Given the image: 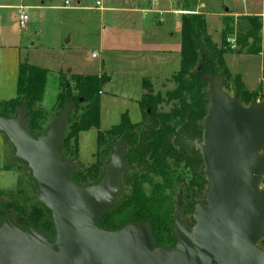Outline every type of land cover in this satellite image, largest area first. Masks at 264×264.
<instances>
[{
	"label": "rangeland",
	"instance_id": "1",
	"mask_svg": "<svg viewBox=\"0 0 264 264\" xmlns=\"http://www.w3.org/2000/svg\"><path fill=\"white\" fill-rule=\"evenodd\" d=\"M66 1L68 7L64 5ZM128 1L131 6L133 4L145 6L148 2L151 6L148 7L147 14H138L139 16L127 14L124 10L128 9L125 4ZM198 3L196 10L205 15L207 32L212 42L228 50L224 60L231 75L239 74L248 91L256 90L260 86L264 94L261 59V53L264 51V0H199ZM201 3L204 4L203 8L200 7ZM0 6V102L16 97L20 62L26 61L49 72L42 98L35 105L36 108L43 110L45 116L44 121L39 123L40 138L35 140L46 137L62 114L57 107H54L61 91L58 86L61 76L65 77V83H68L69 75L73 73L98 74L110 78V82L103 87L99 97V125L79 134L77 156H73L72 142L65 149L67 156L64 155V150L59 151L66 124L63 126L58 146L61 165L69 162L76 166V170L81 168L80 171L85 176V168L94 162L98 132L120 124L124 115L131 123L141 121L142 114L138 102L143 95L149 93L144 81L150 84L151 95L163 101L158 106L159 112L167 114L174 105L173 102L165 101V94L174 89L173 76L180 64V19L174 13L175 0H155V2L154 0H0ZM20 6L26 7L28 11V21L23 27L18 25L17 8ZM225 10L237 15L234 19L242 15L258 17L261 29L254 44L255 49L259 48L258 55L249 54V46L238 43L236 33L225 32L227 23H224V19L228 14ZM133 16L138 20L144 19L135 29L141 31L145 28L143 32L150 33L149 41L140 40L138 35L131 34L127 29L126 23ZM233 22L241 24L238 20ZM228 27L232 28L233 24H229ZM249 40L251 44L253 40ZM153 50H165L168 54L158 55ZM161 56L168 58L165 63ZM212 89L213 87L210 91ZM220 89L222 97L233 99L232 94L225 91L222 86ZM73 94L75 95L76 92L73 91ZM260 106L257 101L251 103L249 107L260 108ZM17 114L12 117L13 119L9 116L4 118L14 120ZM199 143L202 144V140ZM16 151L5 134L0 133V227L10 219L19 229L43 234L33 226H25L17 219V217L22 219V216L26 217L24 214L17 216L15 212L4 208L5 204L14 203L28 210L38 201L39 187L33 181L27 163L15 159ZM258 154L260 155L259 151ZM72 156L75 158L71 159ZM109 156L100 164V174L95 183L89 182L87 186H97L103 180L105 167L110 163ZM193 169L197 177H191L189 169L183 168L182 165L179 169H175L181 178L189 181V184L191 181L194 182L188 193L194 195L192 204L178 211L177 198L182 187L164 191V195H173L174 235L166 246L161 245L158 249L175 251L179 242L175 234L176 216L181 215L185 227L190 234H193L197 223L194 218L195 209L206 205L207 186L203 179H200L204 169L202 160L193 166ZM153 184L161 185L160 178L152 177L151 183L142 185L146 197L151 196ZM263 190L264 174L258 183L259 193ZM50 216L52 217V213ZM46 238L57 248L56 231L51 238ZM255 248L264 253V229Z\"/></svg>",
	"mask_w": 264,
	"mask_h": 264
},
{
	"label": "water",
	"instance_id": "2",
	"mask_svg": "<svg viewBox=\"0 0 264 264\" xmlns=\"http://www.w3.org/2000/svg\"><path fill=\"white\" fill-rule=\"evenodd\" d=\"M183 13V12H181ZM185 14V13H183ZM251 40H249V43ZM221 82H212L207 117L202 123L203 177L208 183L206 205L194 212L193 238L181 215L175 218V251L154 248L146 226L129 225L118 232L98 226L99 217L116 209L125 172L123 147L114 149L99 185L80 188L72 181L75 165H61L59 139L68 118L67 107L46 137L33 139L25 128L24 109L14 120L0 119V133L16 148V160L27 163L39 187L38 201L52 213L56 245L37 231L19 229L8 219L0 227V264H264L255 248L264 229V106L243 107L222 97Z\"/></svg>",
	"mask_w": 264,
	"mask_h": 264
},
{
	"label": "trees",
	"instance_id": "3",
	"mask_svg": "<svg viewBox=\"0 0 264 264\" xmlns=\"http://www.w3.org/2000/svg\"><path fill=\"white\" fill-rule=\"evenodd\" d=\"M199 0H176L177 11L183 12L180 16V64L179 70L173 76L175 87L165 94L166 102H173L169 113L159 112V105L163 102L159 97L150 93V84L144 81L149 93L140 99L142 120L131 123L126 115L120 124L109 130L98 132L94 162L85 168L83 176L81 168L72 174V181L80 188H87L88 183H95L100 174V164L108 157L113 148L124 146L123 157L126 172L120 175V185L127 194L116 198L117 207L113 211L103 213L98 219V226L106 232H118L129 225L146 226L151 231L154 248L166 246L173 234V195H164L165 190L182 187L177 198V208H185L192 204L194 195H189V188L193 181H185L175 169L183 165L189 169L191 177H197L195 169L201 162L199 151L191 145L202 140V123L207 117L208 94L212 82L219 79L222 88L232 94L233 99L240 101L243 107L259 102L264 106L262 87L248 91L240 75L232 76L224 56L225 50L212 42L207 32L205 15L196 9ZM227 13H229L227 11ZM235 20L241 24H235ZM225 32L236 33L237 42L249 46L251 55H258L259 48L255 49L256 37L261 29L258 17L241 16L234 19L227 15ZM233 24V27H228ZM249 39L253 42L249 44ZM262 71L264 72V51L261 53ZM48 70L20 62L16 82V97L0 102V118L9 116L10 119L17 111L24 109L28 118L25 131L33 138H40L39 123L45 119L44 112L35 105L40 102L45 90ZM60 76V75H59ZM61 76L58 86L61 89L56 98L54 107L62 113L67 107L70 109L65 135L59 148L67 156L65 150L72 142L73 156H77L78 136L81 132L99 125L100 93L103 87L110 82L105 75H69L68 83ZM73 91L76 94H73ZM53 107V108H54ZM260 156L264 157V142L259 149ZM71 157L74 159L75 157ZM160 178V184L152 185L150 197L142 191V185L151 183V178ZM202 176H200V179ZM204 184L208 185L202 178ZM181 195V197H180ZM4 208L13 211L25 226H33L46 237L55 232L54 221L48 210L39 201L28 210L14 203H7ZM27 221V223H25Z\"/></svg>",
	"mask_w": 264,
	"mask_h": 264
},
{
	"label": "crops",
	"instance_id": "4",
	"mask_svg": "<svg viewBox=\"0 0 264 264\" xmlns=\"http://www.w3.org/2000/svg\"><path fill=\"white\" fill-rule=\"evenodd\" d=\"M176 1V0H175ZM154 2H155V0H154ZM78 3V2H77ZM125 4H126V6L128 7V9H125L124 10V12H126L127 14H136V15H140V14H147L148 13V7L149 6H151V3L150 2H148L145 6H142V5H137V6H135L134 4L131 6V4H130V1H128V2H125ZM1 7V6H0ZM20 7H22V6H20ZM20 7H18L17 8V10L20 8ZM65 7H68V6H65ZM200 7L201 8H203L204 7V4L203 3H201L200 4ZM10 8H12V7H10ZM228 10H225V13L227 12ZM229 12V11H228ZM174 13L175 14H177V16L179 17V19H180V16H181V14H183V13H181V12H179V11H177V8L175 9V11H174ZM138 15V16H139ZM227 15H229V16H237V15H234V14H232V13H228ZM242 16H248V15H242ZM254 17H257V16H255V15H253ZM240 17V16H239ZM140 18V17H139ZM142 20H144V19H140V20H138V19H136L134 16L132 17V19L131 20H129L127 23H126V25L128 26V30H129V32L131 33V34H136V35H138L139 36V38H140V40H144L145 42L146 41H149L150 40V33L149 32H143V30L145 29H143V30H141V31H138L137 29H135L136 28V26H138L139 24H140V22L142 21ZM138 33H140V34H138ZM142 33H143V35H142ZM130 34V35H131ZM152 40V39H151ZM180 49V48H179ZM154 52H156V53H158V55H162V56H166L165 54H168V52L167 51H165V50H153ZM158 51H160V52H158ZM161 53V54H160ZM161 56V58H162V60H163V63H165V61L168 59L167 57H162ZM179 70V69H178ZM71 70H68V72H70ZM177 73V72H176ZM175 73V74H176ZM74 74V73H73ZM80 75V74H79ZM98 75V74H97ZM239 75V74H238ZM173 76V75H172Z\"/></svg>",
	"mask_w": 264,
	"mask_h": 264
},
{
	"label": "built area",
	"instance_id": "5",
	"mask_svg": "<svg viewBox=\"0 0 264 264\" xmlns=\"http://www.w3.org/2000/svg\"><path fill=\"white\" fill-rule=\"evenodd\" d=\"M238 1H246V0H238ZM64 5L68 6V2L66 1L64 3ZM97 5H98V3H97ZM27 12L28 11H27L26 7H20L18 9V25H19V27H23L27 23V21H28Z\"/></svg>",
	"mask_w": 264,
	"mask_h": 264
},
{
	"label": "flooded vegetation",
	"instance_id": "6",
	"mask_svg": "<svg viewBox=\"0 0 264 264\" xmlns=\"http://www.w3.org/2000/svg\"><path fill=\"white\" fill-rule=\"evenodd\" d=\"M141 120H142V118H141ZM139 122H140V121H139ZM139 122H138V123H139ZM191 146L194 147L193 145H191ZM117 147H123V146H117ZM117 147H115V148H117ZM115 148L112 149V151H111V153H110V156H109V159H110L111 155L113 154ZM123 148H124V149H123V154H124V151H125L126 148H125V147H123ZM194 148H195L196 150H198L196 147H194ZM198 151H199V150H198ZM199 154H200V158H201L202 163H203V159H202V155H201V152H200V151H199ZM123 161H124V157H123ZM124 166H125V172H126V169H127V168H126L125 162H124ZM182 166H183V165H182ZM203 167H204V164H203ZM183 168H184V167H183ZM178 169H179V168H178ZM185 169H186V168H185ZM203 170H204V169H203ZM125 172H124V173H125ZM201 176H202V178H204V177H203V171H202V175H201ZM204 180H205V178H204ZM160 181H161V180H160ZM206 182H207V181H206ZM207 185H208V183H207ZM120 187H121V185H120ZM180 209H182V208H178V211H179ZM172 221H173V218H172Z\"/></svg>",
	"mask_w": 264,
	"mask_h": 264
},
{
	"label": "bare ground",
	"instance_id": "7",
	"mask_svg": "<svg viewBox=\"0 0 264 264\" xmlns=\"http://www.w3.org/2000/svg\"><path fill=\"white\" fill-rule=\"evenodd\" d=\"M191 242L193 247L196 246L195 240L193 238V235L191 234ZM196 263L197 264H208L206 261H204L201 257H199L198 255L196 256Z\"/></svg>",
	"mask_w": 264,
	"mask_h": 264
}]
</instances>
